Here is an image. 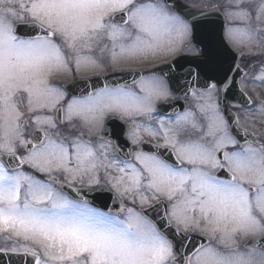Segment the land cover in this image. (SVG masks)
Segmentation results:
<instances>
[{"label":"snow or ice","instance_id":"obj_1","mask_svg":"<svg viewBox=\"0 0 264 264\" xmlns=\"http://www.w3.org/2000/svg\"><path fill=\"white\" fill-rule=\"evenodd\" d=\"M262 89L264 0H0V264H264Z\"/></svg>","mask_w":264,"mask_h":264},{"label":"water","instance_id":"obj_2","mask_svg":"<svg viewBox=\"0 0 264 264\" xmlns=\"http://www.w3.org/2000/svg\"><path fill=\"white\" fill-rule=\"evenodd\" d=\"M221 23V21H219V20H216L215 18H207V21H206V26L207 27H214V26H218L219 24ZM229 59H230V57H229ZM240 77L239 76H237V79H239ZM101 86H102V82H101ZM243 142V141H242ZM105 197H107V201H104V200H102V198H104V197H101V198H99L98 200H95L94 202H95V204L96 205H98V206H103L105 203H107L108 204V206H110V207H112V204L110 203V199H108V196H105ZM106 209V208H105ZM107 210V209H106ZM7 258H5V260H6Z\"/></svg>","mask_w":264,"mask_h":264},{"label":"rangeland","instance_id":"obj_3","mask_svg":"<svg viewBox=\"0 0 264 264\" xmlns=\"http://www.w3.org/2000/svg\"><path fill=\"white\" fill-rule=\"evenodd\" d=\"M191 2H193L192 0H190ZM203 2H201V3H204V2H206V4L208 3L207 1H204V0H202ZM197 3V5H203V4H199V1H197L196 2ZM241 63H242V65H243V69L245 70V71H249V69L247 68V66H246V63L244 62V61H241ZM256 71L258 72V69H256ZM261 91H264V89H262Z\"/></svg>","mask_w":264,"mask_h":264}]
</instances>
